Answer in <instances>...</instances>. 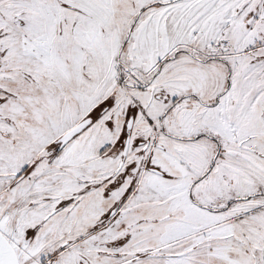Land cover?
Instances as JSON below:
<instances>
[{
    "label": "snow or ice",
    "instance_id": "snow-or-ice-1",
    "mask_svg": "<svg viewBox=\"0 0 264 264\" xmlns=\"http://www.w3.org/2000/svg\"><path fill=\"white\" fill-rule=\"evenodd\" d=\"M0 264H264V0H0Z\"/></svg>",
    "mask_w": 264,
    "mask_h": 264
}]
</instances>
